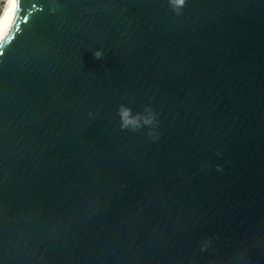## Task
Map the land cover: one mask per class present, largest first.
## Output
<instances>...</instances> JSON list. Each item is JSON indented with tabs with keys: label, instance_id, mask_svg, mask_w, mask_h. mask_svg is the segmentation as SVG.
I'll list each match as a JSON object with an SVG mask.
<instances>
[{
	"label": "water",
	"instance_id": "95a60500",
	"mask_svg": "<svg viewBox=\"0 0 264 264\" xmlns=\"http://www.w3.org/2000/svg\"><path fill=\"white\" fill-rule=\"evenodd\" d=\"M0 264H264V0H19Z\"/></svg>",
	"mask_w": 264,
	"mask_h": 264
},
{
	"label": "clouds",
	"instance_id": "9594fccd",
	"mask_svg": "<svg viewBox=\"0 0 264 264\" xmlns=\"http://www.w3.org/2000/svg\"><path fill=\"white\" fill-rule=\"evenodd\" d=\"M167 2L176 15H181L186 6V0H167ZM104 55L105 54L102 50L98 49L94 51V57L97 60L103 59ZM117 114L120 119L121 130L137 132L143 128H148L150 130L147 132V136L153 141L159 140V133L155 131L159 124V114L155 112L150 105L145 106L143 112H137L134 114L130 107L120 104L117 109ZM217 171H222V169L218 166ZM208 243V241L205 242L204 246L201 248L202 251L206 249Z\"/></svg>",
	"mask_w": 264,
	"mask_h": 264
},
{
	"label": "bare ground",
	"instance_id": "6f19581e",
	"mask_svg": "<svg viewBox=\"0 0 264 264\" xmlns=\"http://www.w3.org/2000/svg\"><path fill=\"white\" fill-rule=\"evenodd\" d=\"M18 6L19 0H5V6L0 15V44L10 34Z\"/></svg>",
	"mask_w": 264,
	"mask_h": 264
},
{
	"label": "built area",
	"instance_id": "2783aa9c",
	"mask_svg": "<svg viewBox=\"0 0 264 264\" xmlns=\"http://www.w3.org/2000/svg\"><path fill=\"white\" fill-rule=\"evenodd\" d=\"M4 6H5V0H0V15L3 11Z\"/></svg>",
	"mask_w": 264,
	"mask_h": 264
}]
</instances>
